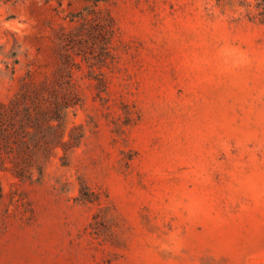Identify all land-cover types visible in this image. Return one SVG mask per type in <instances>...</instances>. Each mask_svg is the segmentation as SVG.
Wrapping results in <instances>:
<instances>
[{
    "label": "rangeland",
    "instance_id": "rangeland-1",
    "mask_svg": "<svg viewBox=\"0 0 264 264\" xmlns=\"http://www.w3.org/2000/svg\"><path fill=\"white\" fill-rule=\"evenodd\" d=\"M261 1L0 0L3 101L55 76L81 14L114 29L76 56L80 144L0 170V264H264Z\"/></svg>",
    "mask_w": 264,
    "mask_h": 264
},
{
    "label": "trees",
    "instance_id": "trees-1",
    "mask_svg": "<svg viewBox=\"0 0 264 264\" xmlns=\"http://www.w3.org/2000/svg\"><path fill=\"white\" fill-rule=\"evenodd\" d=\"M258 6L264 22V0ZM112 26L109 12L91 9L81 14L75 29L65 31L61 37L55 76L42 82L30 75V79L24 77L12 98L0 100V170L11 171L20 179H31L35 172L43 174L59 149L65 159L80 144L82 127L75 125L67 133L66 125L69 109L80 102L74 68L81 65L76 56L84 53L88 36L99 42L101 58H106L110 54Z\"/></svg>",
    "mask_w": 264,
    "mask_h": 264
}]
</instances>
